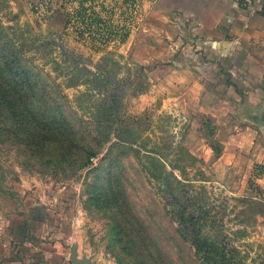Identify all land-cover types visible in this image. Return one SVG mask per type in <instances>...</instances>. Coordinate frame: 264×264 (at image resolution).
<instances>
[{
    "label": "rangeland",
    "instance_id": "obj_1",
    "mask_svg": "<svg viewBox=\"0 0 264 264\" xmlns=\"http://www.w3.org/2000/svg\"><path fill=\"white\" fill-rule=\"evenodd\" d=\"M84 7L0 0V35L39 86L34 103L47 108L46 120H28L13 97L0 103V184L6 178L8 208L23 210L26 231L34 225L24 235L94 264H264V189L237 137L247 123L230 120L225 100L200 108V87L180 100L154 87L172 58L153 57L145 33L129 47L130 1ZM114 100L119 111L109 109ZM64 127L84 147L101 146L90 162L59 139Z\"/></svg>",
    "mask_w": 264,
    "mask_h": 264
},
{
    "label": "crops",
    "instance_id": "obj_2",
    "mask_svg": "<svg viewBox=\"0 0 264 264\" xmlns=\"http://www.w3.org/2000/svg\"><path fill=\"white\" fill-rule=\"evenodd\" d=\"M126 1L137 18L129 47L145 33L155 50L160 46L153 57L172 58L154 87L177 93L178 100L191 84L200 87V108L230 102L236 114L226 119L234 116L248 125L237 135L242 136L240 152L248 155L253 175L257 166L264 168V0ZM251 123L260 132L251 131ZM255 179L264 189V174ZM8 190L5 178L0 184V264H72L61 242L39 243L24 235L34 232V225L26 231L23 210H9Z\"/></svg>",
    "mask_w": 264,
    "mask_h": 264
},
{
    "label": "trees",
    "instance_id": "obj_3",
    "mask_svg": "<svg viewBox=\"0 0 264 264\" xmlns=\"http://www.w3.org/2000/svg\"><path fill=\"white\" fill-rule=\"evenodd\" d=\"M84 2L85 0H81L82 8L84 10H87L84 7ZM88 16L89 14H85V18L84 17L82 18L92 19L91 17ZM85 21L87 23V20ZM0 42L2 44L0 46V67L5 68L4 70H0V103L8 97L9 98L13 97L15 101H12L10 99L9 101L11 103L9 105L10 107L12 106L13 110L18 112L19 115L22 114L24 117L26 116L28 120H35V119H43V121L46 120L45 111L47 110V108L46 107L38 108L32 98V96L35 98L37 97L36 92L39 86H37V83L31 82L30 71L27 70L21 64H19V58L16 55L18 54L17 51H15L13 46L9 44L8 40H6L3 34L0 35ZM18 64L22 68V70L17 68ZM140 69L141 71L146 70L145 67H140ZM88 73L91 74L93 80H99V78H101V74L93 73L92 71H88ZM4 74L8 75L9 77H4ZM26 88H29L30 90L29 95L26 94ZM41 89L44 92L46 91L44 85L41 86ZM95 91L98 95L103 94V90H95ZM146 92H147V88H143V89L141 88L139 91V93L141 94ZM113 102L114 104H112L111 107L109 106V109L116 108L119 111L120 109L119 101L114 100ZM34 109H37L38 114L35 113L33 114ZM118 121H122V120H118ZM50 127H51L50 124H47L45 127H43V129L44 128L48 129ZM67 132L68 131L64 127L63 129L64 138H59V139H65L67 146H72L75 148L78 147L80 150H82L83 157L87 160V162L88 161L90 162V159L98 153V150L101 146L99 144H87V146L84 147L85 141H82V139L77 134L71 135L70 132H68L69 136H67ZM124 142L126 143L127 141L125 140ZM118 143L120 142H113L112 146H115ZM262 174H264V168L257 166L254 171V178Z\"/></svg>",
    "mask_w": 264,
    "mask_h": 264
},
{
    "label": "water",
    "instance_id": "obj_4",
    "mask_svg": "<svg viewBox=\"0 0 264 264\" xmlns=\"http://www.w3.org/2000/svg\"><path fill=\"white\" fill-rule=\"evenodd\" d=\"M72 259V264H94L92 262H88V261H85V260H76L74 258H71Z\"/></svg>",
    "mask_w": 264,
    "mask_h": 264
},
{
    "label": "built area",
    "instance_id": "obj_5",
    "mask_svg": "<svg viewBox=\"0 0 264 264\" xmlns=\"http://www.w3.org/2000/svg\"><path fill=\"white\" fill-rule=\"evenodd\" d=\"M90 15V14H89Z\"/></svg>",
    "mask_w": 264,
    "mask_h": 264
}]
</instances>
